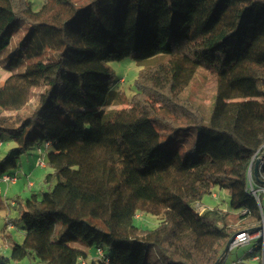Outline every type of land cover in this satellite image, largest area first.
I'll return each mask as SVG.
<instances>
[{"label": "trees", "instance_id": "16d2710c", "mask_svg": "<svg viewBox=\"0 0 264 264\" xmlns=\"http://www.w3.org/2000/svg\"><path fill=\"white\" fill-rule=\"evenodd\" d=\"M25 24L11 64L36 61L0 86V146L4 133L16 144L0 178L18 177L22 157L43 145L51 172L40 191L11 199L24 241L7 222L11 256L0 264H223L242 222L260 218L248 173L264 155V100L237 84L264 83V0H44L39 11L0 0V53ZM126 58L159 62L141 70L129 107L107 111L108 63ZM201 68L214 80L208 120L183 97ZM254 180L264 183V166ZM216 188L230 210L203 205ZM154 217L155 229L144 228Z\"/></svg>", "mask_w": 264, "mask_h": 264}, {"label": "rangeland", "instance_id": "374dc122", "mask_svg": "<svg viewBox=\"0 0 264 264\" xmlns=\"http://www.w3.org/2000/svg\"><path fill=\"white\" fill-rule=\"evenodd\" d=\"M33 4L35 11H39L43 6L44 0H30ZM83 2L84 0H78ZM29 31V25L25 24L23 28L18 32L12 39L10 45L0 53V86L3 85L5 79L15 73H23L28 65V62H35L36 60L29 61L24 58L20 61L18 67L13 66L12 60L15 57H18V45L24 36ZM53 56L50 52H47L44 55V61H51ZM159 62L158 58L151 59L145 63H138L134 59L126 58L122 61H114L108 63V67L112 70L114 75L113 83V98L111 103L105 110H121L130 106V101L132 97L137 92L136 90V80L139 77L141 70L144 68H149L154 66ZM238 88L244 93L247 98H255L259 100H264V83L262 82H243L237 84ZM41 92V89H35L31 99V106L37 104L38 96ZM214 92V80L209 75V73L201 68L196 74L195 80L190 84V86L185 90L183 97L191 100L196 106H199L206 119L210 117L212 97ZM29 112V110H25ZM3 110L0 108V117L3 115ZM2 146L0 147V163L1 161L10 156L13 150L16 148V144L10 139L7 134L1 135ZM42 150H38V147L32 149L28 154L24 155L20 162V168L13 172L17 173L18 180L14 184L7 185L6 183H0V191L4 198L8 201V206L0 211V229H3L8 222H12L10 227L6 230L7 235L18 242L22 243L24 241V234L22 230L24 229L23 222L19 221V210L12 207L11 199L15 196H21L23 198L30 197L33 192H38L42 189L43 179L46 174L51 172V169L47 167V155L52 150L50 147L47 148L45 145L42 146ZM43 152V154H42ZM39 159H42L45 163V166H40L38 164ZM33 183L34 187H31L30 184ZM32 184V185H33ZM263 195V194H262ZM230 196L229 193L225 190L216 188L213 192V195L207 196L203 205L205 207H220L222 210H230ZM264 205V200H263ZM145 217H152L151 215H145ZM154 223L151 221H146L143 219V223L147 226H143L140 221L136 220L137 226H143L144 228L155 229L158 224L157 218ZM15 225V228L12 225ZM239 225V224H236ZM242 225L246 226L245 228L251 229L254 228L250 220H244ZM2 231V230H1ZM10 238V239H11ZM71 247L83 251L90 256L95 255L97 249L96 247L89 248L83 242L72 243ZM252 244L240 246L235 248L233 251L227 253L226 264H233L238 262L240 259L247 258V254L250 252ZM0 254L6 257L11 256V249L7 243L2 240L0 235ZM106 254L110 255L111 251L106 250ZM225 259V258H224ZM91 261L90 259H88ZM249 264H258L249 260ZM11 264H38L37 261H34L30 258H26L19 262L12 261Z\"/></svg>", "mask_w": 264, "mask_h": 264}, {"label": "built area", "instance_id": "2783aa9c", "mask_svg": "<svg viewBox=\"0 0 264 264\" xmlns=\"http://www.w3.org/2000/svg\"><path fill=\"white\" fill-rule=\"evenodd\" d=\"M262 150H264V147L262 148ZM256 161H259V165H258V174H259L264 166V155L258 156V154H256L252 160L253 164H255ZM38 164L43 167L45 166V163L42 159H39ZM248 178H249V191L256 199V202L259 207L260 218L257 224L253 226L254 228L238 229L233 234L227 246V253L233 251L237 247L252 244V248L250 252L247 254V258L240 259L238 262L233 264H249L250 262L249 260H251L252 262H256L258 264H264V205H263L264 183L261 184L255 181L254 176L253 177L248 176ZM17 180L18 177L16 175L15 176L4 175L2 178H0V183L3 182L9 185L11 183L12 184L16 183ZM195 208L199 215H201L205 210V208L200 205H196ZM97 254L99 258H102L104 252L102 249H98ZM227 256L228 255L226 254L223 264H226L225 261Z\"/></svg>", "mask_w": 264, "mask_h": 264}, {"label": "water", "instance_id": "95a60500", "mask_svg": "<svg viewBox=\"0 0 264 264\" xmlns=\"http://www.w3.org/2000/svg\"><path fill=\"white\" fill-rule=\"evenodd\" d=\"M258 165H259V161H256L255 164H253V162L250 165V169H249V177H255L257 179L258 176ZM227 251V249H226Z\"/></svg>", "mask_w": 264, "mask_h": 264}, {"label": "crops", "instance_id": "0c3cea01", "mask_svg": "<svg viewBox=\"0 0 264 264\" xmlns=\"http://www.w3.org/2000/svg\"><path fill=\"white\" fill-rule=\"evenodd\" d=\"M0 147H1V146H0ZM38 150H39V149H38ZM32 184H33V183H31L30 186H31V187H34V184H33V185H32ZM12 204H13L12 207L14 208V203H12ZM8 220L11 221L10 219H8ZM8 220H7V222H8ZM94 256H95V255H93V257H94ZM90 257L92 258V255H91Z\"/></svg>", "mask_w": 264, "mask_h": 264}]
</instances>
